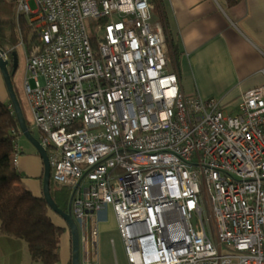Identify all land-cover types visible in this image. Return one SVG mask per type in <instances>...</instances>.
<instances>
[{"label":"built area","instance_id":"built-area-1","mask_svg":"<svg viewBox=\"0 0 264 264\" xmlns=\"http://www.w3.org/2000/svg\"><path fill=\"white\" fill-rule=\"evenodd\" d=\"M16 16L36 38L23 92L88 262L110 209L129 264H264V84L233 114L184 95L149 0H18Z\"/></svg>","mask_w":264,"mask_h":264},{"label":"crops","instance_id":"crops-1","mask_svg":"<svg viewBox=\"0 0 264 264\" xmlns=\"http://www.w3.org/2000/svg\"><path fill=\"white\" fill-rule=\"evenodd\" d=\"M159 1L162 16L159 19L151 8L152 22L163 30L171 70L184 95L218 100L225 112L232 113L242 94L264 84V0ZM172 47L177 51L175 62L170 56ZM0 100L9 101L1 73ZM13 163L22 178L34 180L32 185L39 191L34 196H41L42 161L19 132ZM51 217L65 226L56 214ZM97 219L98 226L102 225L104 213ZM70 246L67 230L60 240V264H68ZM0 264L40 263L31 260L23 240L0 231ZM80 264H96V258L88 262L80 251Z\"/></svg>","mask_w":264,"mask_h":264},{"label":"trees","instance_id":"trees-1","mask_svg":"<svg viewBox=\"0 0 264 264\" xmlns=\"http://www.w3.org/2000/svg\"><path fill=\"white\" fill-rule=\"evenodd\" d=\"M17 2L18 0H0V50L8 56L17 52L20 43L28 52L30 42L35 38L29 36L27 19L24 16H16ZM150 2L151 8L157 11L161 19L160 1ZM170 56L175 62L177 51L174 47L170 49ZM16 98L21 106L26 126L31 130L21 101L17 95ZM18 132L10 101L5 103L0 100V231L9 237L23 240L33 262L60 264V240L68 229L66 225L61 226L53 222L51 215L54 213L47 206L42 193L36 197L18 185L22 175L13 163ZM40 182L42 192V176ZM50 194L56 205L66 212L68 189L50 181ZM68 264H71V259Z\"/></svg>","mask_w":264,"mask_h":264},{"label":"rangeland","instance_id":"rangeland-1","mask_svg":"<svg viewBox=\"0 0 264 264\" xmlns=\"http://www.w3.org/2000/svg\"><path fill=\"white\" fill-rule=\"evenodd\" d=\"M30 10H35V5L32 1L29 2ZM92 24L93 22L91 20L86 21L87 29H90L88 24ZM30 37L31 32H30ZM36 42V38H34L33 42H30L31 47ZM25 48L23 47V44L20 43L17 47V69L14 73V75L11 78L12 85L14 88V91L18 97V99L21 101V104L25 110V116L27 121L31 124L33 135L36 136V138H39V132L37 128L33 125L32 117L28 108L27 100L23 92V85L25 80V55H24ZM171 71V66L169 68ZM29 83L31 86H33V81L29 80ZM235 111L232 112V114ZM19 131V130H18ZM23 140V139H22ZM36 183L38 182L35 180ZM34 180L32 178H26L23 177L20 182L19 186H22L29 190L33 195H38L39 191L38 188L34 187L33 184ZM203 219L206 222V230L211 236L209 232L208 222H207V212L205 203L203 201ZM105 219L102 221V225H99L97 227V254H96V264H128L124 249H123V243L121 241V237L113 216V212L109 209L106 213H104ZM81 238L82 234L80 232L79 240H80V251H81ZM262 252L264 254V246L262 248Z\"/></svg>","mask_w":264,"mask_h":264},{"label":"water","instance_id":"water-1","mask_svg":"<svg viewBox=\"0 0 264 264\" xmlns=\"http://www.w3.org/2000/svg\"><path fill=\"white\" fill-rule=\"evenodd\" d=\"M6 53L0 50V73L8 94L10 104L13 109L14 116L17 121L18 130L20 135H22L37 151L41 161H42V196L49 209L56 214L65 223L68 232L70 234L71 243V264H80V245H79V230L72 218L70 210H61L50 194V166L48 162V156L45 149L40 144L38 138H36L32 131L26 126L25 118L23 116L21 106L16 98L14 88L12 85L11 78L17 69V55L16 53L9 54V60L3 59Z\"/></svg>","mask_w":264,"mask_h":264}]
</instances>
